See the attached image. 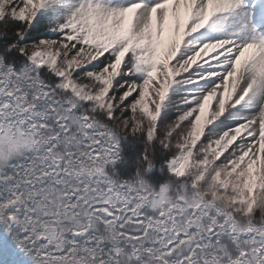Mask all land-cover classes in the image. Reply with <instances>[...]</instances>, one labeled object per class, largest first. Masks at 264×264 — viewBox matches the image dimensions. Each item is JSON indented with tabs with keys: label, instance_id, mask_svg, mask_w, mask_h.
<instances>
[{
	"label": "snow or ice",
	"instance_id": "obj_1",
	"mask_svg": "<svg viewBox=\"0 0 264 264\" xmlns=\"http://www.w3.org/2000/svg\"><path fill=\"white\" fill-rule=\"evenodd\" d=\"M0 264H264V0H0Z\"/></svg>",
	"mask_w": 264,
	"mask_h": 264
},
{
	"label": "trees",
	"instance_id": "obj_2",
	"mask_svg": "<svg viewBox=\"0 0 264 264\" xmlns=\"http://www.w3.org/2000/svg\"><path fill=\"white\" fill-rule=\"evenodd\" d=\"M119 167V166H118Z\"/></svg>",
	"mask_w": 264,
	"mask_h": 264
}]
</instances>
